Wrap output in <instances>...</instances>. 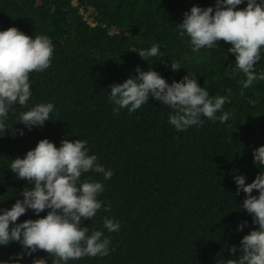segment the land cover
I'll return each mask as SVG.
<instances>
[{
	"label": "trees",
	"instance_id": "16d2710c",
	"mask_svg": "<svg viewBox=\"0 0 264 264\" xmlns=\"http://www.w3.org/2000/svg\"><path fill=\"white\" fill-rule=\"evenodd\" d=\"M215 0H0V30L16 27L26 35H47L54 46L50 67L31 73L33 95L27 107L14 106L8 124L23 128L20 112L37 103L51 102L54 112L41 128L25 129L23 136H0V208L22 199L32 185L8 168L48 138L83 139L91 153L113 176L86 173L104 184L98 197L104 207L85 221L89 230H103L110 240L106 256L82 257L68 264H216L237 259L232 245L258 225L242 205L245 195L236 192L233 176L242 174L251 183L264 168L253 163L252 151L264 145V80L244 88V74L235 69L230 43L193 51L177 24L191 6H214ZM245 3L237 8H244ZM161 47V56L141 58L132 49ZM181 68L171 70V60ZM151 67L169 83L187 72L196 76L210 96H223L229 121H211L177 131L168 121L167 106L152 97L140 109L113 112L110 88L122 83L136 68ZM264 72V52L254 66ZM220 113L218 112L217 115ZM235 127L231 131L228 125ZM253 195L258 190H253ZM47 209L39 216H44ZM31 210L17 223L37 219ZM104 218L119 221L117 232L103 229ZM248 221L242 231L237 224ZM21 251L18 242L0 246V260ZM51 256L38 250L21 264Z\"/></svg>",
	"mask_w": 264,
	"mask_h": 264
},
{
	"label": "clouds",
	"instance_id": "9594fccd",
	"mask_svg": "<svg viewBox=\"0 0 264 264\" xmlns=\"http://www.w3.org/2000/svg\"><path fill=\"white\" fill-rule=\"evenodd\" d=\"M245 0H215L214 6L193 5L183 14L177 24L179 35L187 36L193 51L201 48H217V42L230 43L228 52L235 55V69L244 74L243 87L253 81L264 80V72L257 73L254 66L264 52V0H246L244 8H237ZM160 45L153 43L147 49L137 52L144 60L161 56ZM54 46L47 35L29 36L16 27L0 30V136L12 129L8 120L14 113V106L27 107L32 92L31 73L47 70L52 62ZM170 69L181 68L180 63L170 58ZM136 75H130L122 83L109 86V102L113 112L127 109L132 113L149 102L152 97L171 109L168 123L177 131L191 126L199 127L205 117L213 122L229 121L231 113L223 110L225 98L210 96L209 91L200 86L196 76L187 72L181 80L169 83L156 70L149 67L142 71L136 68ZM54 112L51 102L37 103L22 111L16 117L23 128L12 129L13 136H23L25 129L41 128ZM220 113L217 115V113ZM231 131L235 130L230 124ZM253 163L264 166V145L252 151ZM8 168L19 179L26 180L31 187L20 193L8 209L0 208V246L18 242L21 251L10 260H0V264H21L25 256H32L43 250L52 258V264H68L70 260L82 257L106 256L109 254L110 240L103 230H89L85 221L97 215L104 207L98 197L105 190L103 182L91 177L82 179L86 173L102 174L104 180L113 176L91 153L88 142L83 139H63L57 147L48 138L38 141L34 148L21 157L11 159ZM237 194L242 190L245 198L240 207L251 216L253 225H258L244 235L239 245L228 250L238 258H222L216 264H264V168L251 183L245 176H233ZM253 190L258 194L253 195ZM48 210L46 215L39 214ZM31 210L37 219H26L17 223L18 217ZM248 221L237 224L242 231ZM103 229L117 232L119 221L104 218ZM32 264H48L44 258L35 259Z\"/></svg>",
	"mask_w": 264,
	"mask_h": 264
}]
</instances>
